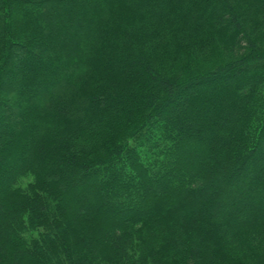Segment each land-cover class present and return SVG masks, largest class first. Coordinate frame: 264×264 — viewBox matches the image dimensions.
Listing matches in <instances>:
<instances>
[{
	"label": "trees",
	"instance_id": "obj_1",
	"mask_svg": "<svg viewBox=\"0 0 264 264\" xmlns=\"http://www.w3.org/2000/svg\"><path fill=\"white\" fill-rule=\"evenodd\" d=\"M0 264H264V0H0Z\"/></svg>",
	"mask_w": 264,
	"mask_h": 264
}]
</instances>
